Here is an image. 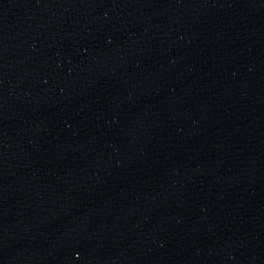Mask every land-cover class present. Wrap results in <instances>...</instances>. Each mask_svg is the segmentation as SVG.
Here are the masks:
<instances>
[{
	"label": "water",
	"instance_id": "95a60500",
	"mask_svg": "<svg viewBox=\"0 0 264 264\" xmlns=\"http://www.w3.org/2000/svg\"><path fill=\"white\" fill-rule=\"evenodd\" d=\"M0 264H264V0H0Z\"/></svg>",
	"mask_w": 264,
	"mask_h": 264
}]
</instances>
